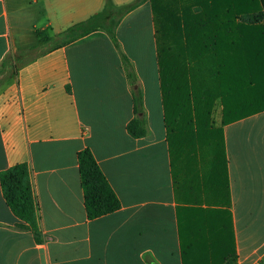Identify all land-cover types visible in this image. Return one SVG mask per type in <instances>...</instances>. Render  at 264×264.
<instances>
[{
	"label": "crops",
	"instance_id": "0c3cea01",
	"mask_svg": "<svg viewBox=\"0 0 264 264\" xmlns=\"http://www.w3.org/2000/svg\"><path fill=\"white\" fill-rule=\"evenodd\" d=\"M104 2L0 0V64ZM115 36L119 48L97 30L48 51L0 87V172L27 164L42 234L36 242L16 227L0 187V264H264V109L222 124L223 96H204L213 99L209 122L169 135L148 0ZM136 116L147 126L138 138L126 130ZM84 148L121 203L94 219L78 171Z\"/></svg>",
	"mask_w": 264,
	"mask_h": 264
},
{
	"label": "trees",
	"instance_id": "16d2710c",
	"mask_svg": "<svg viewBox=\"0 0 264 264\" xmlns=\"http://www.w3.org/2000/svg\"><path fill=\"white\" fill-rule=\"evenodd\" d=\"M144 1L115 5L105 0L102 9L87 19L42 36L39 45L19 51L24 58L7 53L0 64V87L19 65L97 30L104 31L119 48L115 36L119 21ZM148 1L169 135L188 129L198 132L209 122L213 99L204 96H223L222 124L264 109V0ZM121 58L127 78L135 84L131 63L122 53ZM133 101L138 114L142 110L139 92H135ZM126 130L134 138L142 137L147 133L146 122L136 116ZM77 163L87 219L119 209L121 203L90 149L77 152ZM0 187L6 204L20 220L16 227L30 230L40 242L38 202L27 164L21 162L2 170Z\"/></svg>",
	"mask_w": 264,
	"mask_h": 264
},
{
	"label": "rangeland",
	"instance_id": "374dc122",
	"mask_svg": "<svg viewBox=\"0 0 264 264\" xmlns=\"http://www.w3.org/2000/svg\"><path fill=\"white\" fill-rule=\"evenodd\" d=\"M14 56H15V58H24V57H25V55H19L18 52H16ZM19 61H20V60H19ZM19 61L17 60L16 62L19 63ZM11 77H12V76H11ZM9 78H10V77H9ZM4 84H5V83H3V85H4Z\"/></svg>",
	"mask_w": 264,
	"mask_h": 264
}]
</instances>
